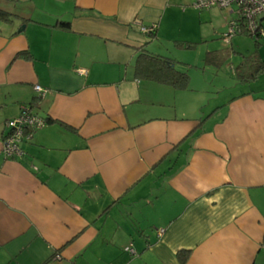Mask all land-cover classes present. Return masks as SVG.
Segmentation results:
<instances>
[{"label":"crops","instance_id":"1","mask_svg":"<svg viewBox=\"0 0 264 264\" xmlns=\"http://www.w3.org/2000/svg\"><path fill=\"white\" fill-rule=\"evenodd\" d=\"M193 2L0 0V264H264V70L234 71L261 41L225 93L126 67L142 25L194 46ZM25 106L45 124L6 157Z\"/></svg>","mask_w":264,"mask_h":264},{"label":"rangeland","instance_id":"2","mask_svg":"<svg viewBox=\"0 0 264 264\" xmlns=\"http://www.w3.org/2000/svg\"><path fill=\"white\" fill-rule=\"evenodd\" d=\"M192 7L199 14L194 26V34L198 39L192 47L176 45L175 40H178V38L174 37L176 35H173L169 29L170 27L166 35L158 34V37H152L144 32L138 33H140L143 40L147 41L146 47L150 51L176 60L177 69L188 73L191 83L202 85L201 83L205 80L206 83L211 82L217 87H222L220 91L222 90L224 93V88L239 89L241 82L236 78L233 66L238 63L242 54L252 51L254 48L253 37L246 32H236L231 34L226 42L223 35L229 31V20L231 18L227 15L229 9L216 6L205 9ZM221 23L224 26H220ZM259 40L261 41L260 50L264 53V37H259ZM223 47H231V51L224 60L219 63H215L213 60L210 62L204 61L207 51ZM132 61L128 62L126 66L130 71L133 70Z\"/></svg>","mask_w":264,"mask_h":264},{"label":"built area","instance_id":"3","mask_svg":"<svg viewBox=\"0 0 264 264\" xmlns=\"http://www.w3.org/2000/svg\"><path fill=\"white\" fill-rule=\"evenodd\" d=\"M193 6L197 9L228 8L234 16L229 20V31L223 35L227 42L230 35L244 31L251 37H264V26H261L258 17L264 14V0H194ZM156 25L141 26L140 31L146 34L154 31ZM34 90L38 94L45 91L39 85H34ZM45 119L33 114L28 107H23L17 118L5 121L7 133L3 137L2 152L6 157L21 154L19 144L24 139H29L34 130L45 124ZM163 229L158 231L159 234ZM129 253H134L133 249L127 247Z\"/></svg>","mask_w":264,"mask_h":264},{"label":"trees","instance_id":"4","mask_svg":"<svg viewBox=\"0 0 264 264\" xmlns=\"http://www.w3.org/2000/svg\"><path fill=\"white\" fill-rule=\"evenodd\" d=\"M6 16V13L0 10V17L5 18ZM58 25L60 27H66L68 26V23L61 21L58 22ZM260 25L264 26L262 24ZM155 29L149 34L153 35ZM239 33H244V31H240ZM253 40L255 43V47H257L260 44L259 38L256 37L253 38ZM175 43L178 46H192L191 43ZM137 50L138 52L133 64L134 76L137 79L152 80L159 83L168 84L174 88L179 89L185 88L187 86V73L178 70L173 59L153 53L145 45L139 46ZM227 50L228 49H224L220 52L210 53L209 55H207V59L216 61L218 60V56L220 55L219 53H224V55L226 56ZM261 70H264V60H261L259 58L256 50L255 52H252L251 54L245 56L243 60L234 67L237 78L241 81L255 78Z\"/></svg>","mask_w":264,"mask_h":264}]
</instances>
